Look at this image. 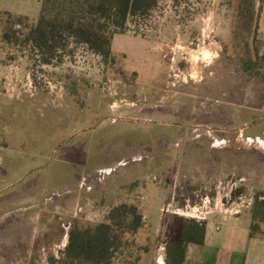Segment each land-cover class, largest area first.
Masks as SVG:
<instances>
[{
	"label": "rangeland",
	"instance_id": "rangeland-1",
	"mask_svg": "<svg viewBox=\"0 0 264 264\" xmlns=\"http://www.w3.org/2000/svg\"><path fill=\"white\" fill-rule=\"evenodd\" d=\"M262 1L158 0L114 37L110 58L72 43L43 64L25 24L11 23L38 21L42 0H0V204H11L0 257L29 243V225L21 241L9 230L20 205L72 202L78 179L85 220L54 214L44 226L61 234L39 236L28 264H60L70 230L120 203L137 205L144 225L112 264H172L184 221L215 217L224 229L240 216L235 228H250L264 201V70L249 77L241 60L263 52ZM253 3V16L241 9Z\"/></svg>",
	"mask_w": 264,
	"mask_h": 264
},
{
	"label": "trees",
	"instance_id": "trees-1",
	"mask_svg": "<svg viewBox=\"0 0 264 264\" xmlns=\"http://www.w3.org/2000/svg\"><path fill=\"white\" fill-rule=\"evenodd\" d=\"M157 4L158 0H42L38 21L30 23L28 16H19L11 23L25 24L24 42L41 53L43 64L58 60L72 43L84 45L92 53L108 59L112 55L114 37L126 32L129 20L148 14ZM254 6V3L248 6L241 4V9H246L253 16ZM12 33L15 35L16 31ZM11 35L7 33L6 39L11 40ZM241 61L245 74L258 76L264 70V49L255 58L249 55ZM251 215V235L264 236L261 227L264 201L255 205ZM143 225L144 216L137 205H114L106 221L87 227L75 225L70 230L69 242L59 263L112 264L113 254L128 243L126 236H135ZM206 229L205 222L182 223L169 245L172 264H183L188 243H204Z\"/></svg>",
	"mask_w": 264,
	"mask_h": 264
},
{
	"label": "crops",
	"instance_id": "crops-1",
	"mask_svg": "<svg viewBox=\"0 0 264 264\" xmlns=\"http://www.w3.org/2000/svg\"><path fill=\"white\" fill-rule=\"evenodd\" d=\"M264 0L262 1V11H261V21L260 25L262 26L261 29L264 31ZM42 95V94H41ZM52 97V95L50 96ZM40 100V99H39ZM59 100V99H58ZM42 103H46L43 99H41ZM49 101V98H48ZM56 99L52 102L55 103ZM63 104L64 102L61 101ZM58 104V103H57ZM220 129V128H216ZM245 128L242 130V137H247L251 139H256L259 137L262 139L261 133H257L253 131V129L249 130L247 134H245ZM256 132V133H255ZM221 137V135L219 136ZM83 171H87L86 166L83 167ZM79 183V179H78ZM77 183L78 189L75 191H70L73 201L69 202L67 198L58 196L55 200L51 202L48 200H43L41 202L31 203L30 205L27 204L25 206V211L28 209L33 210L30 216L23 215L25 211H22L21 205L18 210H20L17 214L16 221L13 225L10 226V229L16 230L15 234H18L19 239L21 241L23 235V228L25 230V235L27 230L30 231V240L29 243L25 241L24 248L22 252L19 251L16 247L14 249L8 248L6 251V255L0 257V264H28V254L31 250L33 244H35L36 239L39 236L45 235H53L54 233L61 234L60 231H56L57 229L44 226L45 222L51 221L55 222L54 217L56 214L61 215L63 213H70L71 221L73 220V224L78 217L76 213V207L87 203L85 200L89 201L85 198L86 193H84V188L82 185ZM4 186L0 187L3 188ZM80 195L83 196V199L80 200ZM11 204H5V201H1L0 204V234L1 240L0 244L5 243L8 241L6 238L3 237V231L5 230V224L7 223V219L10 216ZM7 208V209H6ZM36 209V210H35ZM49 210V212H46ZM109 213V212H108ZM107 216L104 218L103 221L107 220ZM8 214V216H7ZM55 214V215H54ZM47 215V216H46ZM240 216L235 217L234 219H225L231 220L234 222V227L230 228H221L218 229V224L220 223V219L213 217L212 223L211 221H207V229L205 234V239L203 244H198L194 242H190L187 245L185 260L183 264H264V236L263 235H251V225L250 228H245L239 230L235 228L237 225V220ZM146 218V217H145ZM18 219V221H17ZM85 220L83 217H78L77 222H81ZM99 221V222H103ZM252 221V220H251ZM29 225V229H28ZM70 233V232H69ZM10 242V241H8ZM9 245V243H8ZM13 246H17V243H14ZM10 250H12L10 252ZM65 251V250H64ZM64 255V252L62 253Z\"/></svg>",
	"mask_w": 264,
	"mask_h": 264
},
{
	"label": "built area",
	"instance_id": "built-area-1",
	"mask_svg": "<svg viewBox=\"0 0 264 264\" xmlns=\"http://www.w3.org/2000/svg\"><path fill=\"white\" fill-rule=\"evenodd\" d=\"M84 46V45H83ZM248 140H251V138H247ZM257 139V141H260V138L259 137H257L256 138Z\"/></svg>",
	"mask_w": 264,
	"mask_h": 264
}]
</instances>
